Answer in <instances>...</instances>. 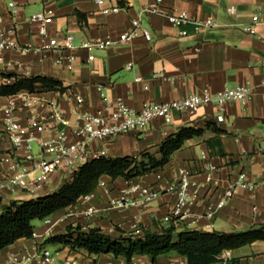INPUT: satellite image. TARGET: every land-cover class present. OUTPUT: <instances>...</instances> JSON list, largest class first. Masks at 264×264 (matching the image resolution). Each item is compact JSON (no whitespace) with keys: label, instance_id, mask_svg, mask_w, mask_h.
<instances>
[{"label":"crops","instance_id":"0c3cea01","mask_svg":"<svg viewBox=\"0 0 264 264\" xmlns=\"http://www.w3.org/2000/svg\"><path fill=\"white\" fill-rule=\"evenodd\" d=\"M156 0H0V31L28 50L12 48L4 52L0 63V83L13 78L2 74L14 73L21 77L47 75L63 82L61 91H20L10 96H0V148L10 159L13 145L6 133L5 120L15 116L25 122L31 115L29 109L12 111V103L32 101V108L46 114L53 101L73 119L74 102L70 94L85 98L83 111H95L104 104V97L114 100L122 97L132 108L140 110L146 102H167L184 98L193 93L209 90L219 92L227 87L249 85L253 96L247 104L233 101L226 105L225 119L216 120L218 106L202 107L195 114L175 112L170 122L155 119L143 131L121 134L107 140L95 141L92 149L107 151L108 157L140 156L144 152L157 153L169 135L182 127L203 128L201 135L187 139L170 161L132 180L103 176L104 185L93 191L94 197L61 209L50 218L57 221L52 235L65 233L69 225L84 229L101 227L105 233L119 237L123 233L142 234L141 226L161 231L174 225L177 231L200 229L236 232L264 224V0H162L166 11L187 10L199 20L213 19L218 26L195 31L193 24L175 26L164 16L145 11ZM14 4V6H11ZM235 6L237 12L229 13ZM119 8V10H114ZM108 9V11H105ZM45 12L53 17L48 36L39 33L40 23L31 16ZM258 14L256 33H248L245 26L253 23ZM141 20L149 28L152 39L139 36L132 42L112 46L105 50L71 49L64 52L46 49L49 38L63 40L71 33L75 44L87 39L117 38L133 29L132 19ZM187 30L182 36L180 31ZM89 54L95 58L88 60ZM74 55V60L68 57ZM62 58L60 62L58 59ZM142 77L141 81H137ZM104 89L99 91L98 86ZM45 120V118L43 119ZM38 138L47 139L53 132L34 129ZM39 148L35 144L34 154ZM27 152L20 148L17 156L25 166ZM158 157L160 156L157 154ZM189 172L188 193L193 196L190 204L180 206L178 189L180 170ZM9 172V160L0 163V184ZM244 174V179L241 175ZM211 176V181L208 177ZM131 181L153 186L160 191L158 198L143 205L120 207L112 203L120 191ZM238 182L234 195L227 204L216 210L212 218L206 216L208 206L215 204L220 195ZM61 186L60 174L54 173L51 182L38 196L51 194ZM250 186H254L251 188ZM35 198L27 192L13 193L6 188L0 191V209L13 200ZM95 212L85 216L86 208ZM179 208L173 223L164 217ZM49 224L37 227L36 238H23L0 251V264L5 263L12 251L36 256L38 245L46 240ZM56 248V264L67 257L87 261L89 264H188L187 258L176 253L161 255L152 261L148 255L136 254L131 261L112 253L90 255L84 249L71 250L62 245ZM231 258L212 264H264V240L230 250Z\"/></svg>","mask_w":264,"mask_h":264},{"label":"built area","instance_id":"2783aa9c","mask_svg":"<svg viewBox=\"0 0 264 264\" xmlns=\"http://www.w3.org/2000/svg\"><path fill=\"white\" fill-rule=\"evenodd\" d=\"M100 2L101 0H97ZM162 0L145 8V11L153 14L164 16L170 23L175 26L182 24H193L195 31L206 30L217 27L219 24L213 19L199 20L192 17L187 10H170L166 11L161 8ZM14 6V4H11ZM119 10V8H114ZM229 13L235 14L237 8L229 7ZM105 11H108L106 9ZM53 17L45 12H38L31 16V21L40 23L39 33L48 36L49 25ZM253 23L245 26L244 30L248 33H256V24L260 17L258 14L253 16ZM133 29L130 32H124L117 38L106 39H87L75 44V36L68 33L63 40L56 37L49 38L44 47L46 49L58 50L61 52L71 49H83L89 52L93 50H105L112 46H121L125 43L132 42L137 37L142 36L146 40L152 39V33L149 28L142 25L141 20L132 19ZM180 35L188 34L187 30L179 32ZM17 48L23 51L28 50L22 48L16 41L7 37V33L0 31V63L4 61V52L8 49ZM95 58L93 54H89L88 60ZM74 60L75 56L68 57ZM62 58L58 59L60 62ZM142 77H138L137 81H141ZM264 86V80L261 83ZM104 89L103 85L98 86V90ZM253 87L249 85H238L236 87H227L219 92L212 93L205 90L201 93H193L184 98L167 101V102H146L140 110L130 107L122 97L109 100L104 97V104L95 111H83L81 106L85 103V98L80 95L70 94L69 100L76 105L72 111L73 119L68 117L55 102L51 101L48 105L46 114H40L32 108V101L23 100L21 103H12V111L19 109H30L31 115L25 122H22L15 116H10L5 120L6 133L13 145L11 150V158L5 159L6 153L0 148V163L9 160V172L5 175V182L0 184V191L6 188L13 193L17 190L27 192L35 198L45 190V187L51 182V176L54 173L60 174L61 185L70 181L72 177L80 170V168L88 161L106 156L107 151L94 150L91 145L95 141L107 140L115 138L121 134L130 132L143 131L155 119H163L170 122L175 112H188L195 114L202 107L208 105L218 106L220 113L216 116L218 122L225 119L226 105L233 101H240L247 104L253 96ZM264 98V93H263ZM45 118V120H43ZM41 131L53 132V135L47 139L38 138L34 129ZM35 144L39 148L37 155L34 154ZM20 148H24L27 152L26 159L32 162L30 167L24 165L22 160L17 156ZM181 182L178 189L180 197L179 204L183 206L193 201L187 189L189 185V172L180 170ZM241 179H244L242 174ZM211 176L208 180L211 181ZM101 179L99 185H104ZM238 185H246L245 182H238L230 186L218 198L215 204L208 206L206 216L212 218L216 210L223 208L228 200L234 195ZM253 188L254 186H250ZM160 191L153 186H144L139 181H131L126 189L120 191L118 198L112 199L113 204L124 208L127 206L143 205L148 201L158 198ZM94 197L93 192L80 197V202H88ZM78 203V202H77ZM95 207L90 206L85 209V216H90L95 212ZM179 214V208H175L164 217V222L171 224L175 217ZM49 224V228L45 231L46 239L53 234L55 224L52 218L45 219ZM35 231L33 238H36ZM38 253L36 256H29L20 252L12 251L5 263L3 264H56L57 252L51 250L44 243L38 245ZM220 260H228L231 258V251L224 250L219 254ZM61 264H89L87 261L67 257ZM113 264V263H108ZM146 264H154L148 262Z\"/></svg>","mask_w":264,"mask_h":264},{"label":"trees","instance_id":"16d2710c","mask_svg":"<svg viewBox=\"0 0 264 264\" xmlns=\"http://www.w3.org/2000/svg\"><path fill=\"white\" fill-rule=\"evenodd\" d=\"M2 75L13 80L0 83V96L14 95L23 90H66L61 80L47 75ZM203 131V128L182 127L164 139L157 153L94 158L53 193L27 200H13L4 205L0 209V251L20 239L33 238L36 231L35 220H44L61 209L73 206L81 196L95 191L103 176L132 180L164 167L187 139L199 136ZM118 229L123 234L113 237L101 227L84 229L81 225L71 224L65 233L49 236L44 244L62 245L71 250L84 249L90 255L112 253L115 256H124L128 261L138 253L148 255L152 261H156L161 255L176 253L185 256L188 264H212L220 260L218 256L224 250H233L257 240H264V224L236 232L200 229L177 231L173 224L162 228L161 231L141 226V235Z\"/></svg>","mask_w":264,"mask_h":264},{"label":"rangeland","instance_id":"374dc122","mask_svg":"<svg viewBox=\"0 0 264 264\" xmlns=\"http://www.w3.org/2000/svg\"><path fill=\"white\" fill-rule=\"evenodd\" d=\"M34 225L36 226V228L43 226V220L42 219L35 220ZM50 249L56 251V248L54 246H50Z\"/></svg>","mask_w":264,"mask_h":264}]
</instances>
